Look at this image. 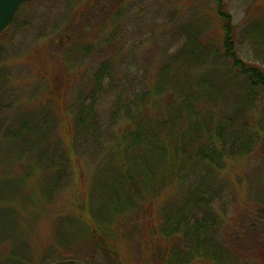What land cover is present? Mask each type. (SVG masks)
Here are the masks:
<instances>
[{"label": "trees", "instance_id": "obj_1", "mask_svg": "<svg viewBox=\"0 0 264 264\" xmlns=\"http://www.w3.org/2000/svg\"><path fill=\"white\" fill-rule=\"evenodd\" d=\"M211 1L216 33L168 59L154 80L138 92L114 80L117 86L113 84L115 96L107 123H102L94 104L85 101L73 108L76 119L66 130L49 116L10 115L8 107L0 104V264H44L50 258L45 264L67 260L91 264L81 261L70 243L82 231L98 248L107 249L106 239L113 231L98 222L94 199L104 202L112 216L141 211L142 218L143 210L169 190L195 192L192 210L177 219L194 230L195 259L210 257L203 243L209 239L205 234H210L218 196L223 195L222 178L230 175L231 162L253 151L264 110V63L245 61L238 46L243 37L251 38L264 62V14L250 23V10L243 28L234 23L224 0ZM124 3L118 0L98 7L113 17ZM94 7L93 3L89 9H76L79 22L73 38L83 34ZM101 24L104 27L106 22ZM180 57L183 68L173 73ZM188 65L198 72L190 73ZM99 71L101 83L110 66ZM248 110L261 114L249 119ZM123 122L124 127L114 129ZM82 161L95 178L89 193L77 189ZM67 207L69 217L62 216ZM46 213L61 227L66 219L76 221L79 230L60 234L44 252L34 254L32 231L47 221L43 220Z\"/></svg>", "mask_w": 264, "mask_h": 264}, {"label": "rangeland", "instance_id": "obj_2", "mask_svg": "<svg viewBox=\"0 0 264 264\" xmlns=\"http://www.w3.org/2000/svg\"><path fill=\"white\" fill-rule=\"evenodd\" d=\"M117 1L34 0L19 10L13 24L0 35V104L8 107L7 113L49 116L66 130L76 119L73 108L85 101L94 104L102 123H107L115 96L114 80L118 85L128 83L133 93L138 92L154 80L168 59L185 53L193 42H206L217 31L211 0H125L118 15L100 12L98 5ZM224 1L234 23L243 28L248 25L243 26L250 10V23L264 14V0ZM93 3L94 16L84 24L83 34L73 38L79 22L76 9H89ZM254 42L243 37L239 53L245 61L261 65L263 58ZM178 63L173 73L183 68V58ZM104 65L110 66V71L99 83L97 76ZM188 70L198 72L193 65H188ZM246 113L249 119L261 114ZM262 113V131L253 151L231 162L230 175L222 178L223 195L218 196L219 207L213 209L216 215L208 226L210 234H205L209 239L203 243L211 258L194 259L193 264H264V110ZM125 125L118 123L114 129ZM80 162L77 189L89 193L95 178L85 161V165ZM195 197L193 191L169 190L143 210L142 218L138 208L132 211H140L139 215L112 216L104 202L94 199L98 222H105L104 227L113 231L106 239L107 249L98 248L82 231L70 244L81 261L91 264H176L171 255L177 248L189 241L198 244L192 227L177 219L192 210ZM69 209H63L61 215L67 216ZM45 219L32 231L34 254L44 252L60 234L79 230L76 221L66 219L61 227L49 213Z\"/></svg>", "mask_w": 264, "mask_h": 264}, {"label": "water", "instance_id": "obj_3", "mask_svg": "<svg viewBox=\"0 0 264 264\" xmlns=\"http://www.w3.org/2000/svg\"><path fill=\"white\" fill-rule=\"evenodd\" d=\"M34 0H0V35L4 34L13 24L20 9ZM71 36H66L70 39ZM53 264H83L71 260L59 261Z\"/></svg>", "mask_w": 264, "mask_h": 264}, {"label": "flooded vegetation", "instance_id": "obj_4", "mask_svg": "<svg viewBox=\"0 0 264 264\" xmlns=\"http://www.w3.org/2000/svg\"><path fill=\"white\" fill-rule=\"evenodd\" d=\"M171 256L176 264H193L195 259L194 244L190 241L187 244L183 243Z\"/></svg>", "mask_w": 264, "mask_h": 264}]
</instances>
